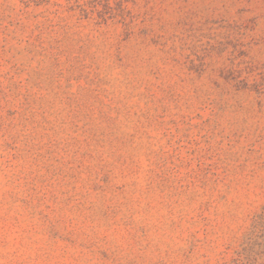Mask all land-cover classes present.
I'll return each mask as SVG.
<instances>
[{"label": "rangeland", "instance_id": "rangeland-1", "mask_svg": "<svg viewBox=\"0 0 264 264\" xmlns=\"http://www.w3.org/2000/svg\"><path fill=\"white\" fill-rule=\"evenodd\" d=\"M0 264H264V0H0Z\"/></svg>", "mask_w": 264, "mask_h": 264}]
</instances>
